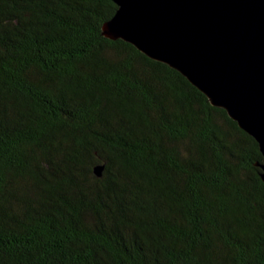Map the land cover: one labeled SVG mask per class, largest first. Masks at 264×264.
<instances>
[{"label": "trees", "instance_id": "16d2710c", "mask_svg": "<svg viewBox=\"0 0 264 264\" xmlns=\"http://www.w3.org/2000/svg\"><path fill=\"white\" fill-rule=\"evenodd\" d=\"M116 9L0 0V264H264L257 142Z\"/></svg>", "mask_w": 264, "mask_h": 264}, {"label": "water", "instance_id": "95a60500", "mask_svg": "<svg viewBox=\"0 0 264 264\" xmlns=\"http://www.w3.org/2000/svg\"><path fill=\"white\" fill-rule=\"evenodd\" d=\"M112 1L102 35L175 69L224 109L257 142L264 182V0Z\"/></svg>", "mask_w": 264, "mask_h": 264}]
</instances>
